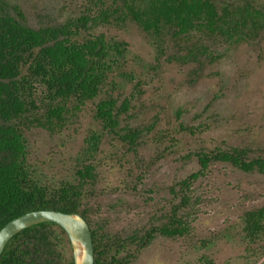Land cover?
Returning <instances> with one entry per match:
<instances>
[{
    "label": "trees",
    "instance_id": "16d2710c",
    "mask_svg": "<svg viewBox=\"0 0 264 264\" xmlns=\"http://www.w3.org/2000/svg\"><path fill=\"white\" fill-rule=\"evenodd\" d=\"M9 1L0 0V229L32 210L77 212L91 231L94 264H131L156 237L190 232L194 184L215 165L264 175V155L225 139L209 146L202 143L205 124L186 123L179 110L175 124L165 128H157V114L146 121L141 96L147 81L129 70V43L91 31L133 22L155 50L149 70L157 74L165 61L189 65L193 74L202 76L203 68L242 46L264 54V0H80L74 15L63 22L37 27L30 26L20 6ZM85 116L92 126L71 172L54 182L37 178L30 162L29 134L75 133ZM103 144L124 156H136L153 144L156 158L186 148L180 158L192 159L196 168L168 186L170 198L147 223L114 231L94 218L89 203L95 197ZM139 158L140 170H131V175L128 171V190L136 191L143 183L146 170ZM240 220L245 242L264 250V202L245 209ZM0 264L74 261L65 230L54 222H40L7 241ZM204 264L215 263L209 259Z\"/></svg>",
    "mask_w": 264,
    "mask_h": 264
},
{
    "label": "rangeland",
    "instance_id": "374dc122",
    "mask_svg": "<svg viewBox=\"0 0 264 264\" xmlns=\"http://www.w3.org/2000/svg\"><path fill=\"white\" fill-rule=\"evenodd\" d=\"M14 3L20 6L28 24L37 27L63 22L74 15L80 0L9 1ZM91 31L129 43V70L147 81L141 96L146 121L157 114V128H165L175 124L174 113L179 110L186 123L205 124L202 143L209 146L225 139L230 144L251 147L253 154L264 155V54L258 49L242 46L219 63L203 68L202 76L193 74L189 65L181 67L165 61L155 74L149 70L155 50L133 22L122 28L105 26ZM124 90H130L127 83ZM91 126L90 118L85 116L75 133L51 136L34 130L29 134L35 176L47 182L66 177ZM155 149L150 144L136 156H124L107 144L101 146L95 197L89 201L100 224L116 231L147 223L170 198L168 186L196 168L192 159L180 158L186 148L157 158ZM136 157L143 161L146 173L143 183L133 191L126 189V183L131 178L128 171L131 175V170L136 173L142 167ZM192 198L195 205L190 232L183 237H156L131 264H204L209 259L215 264H264V250L245 242L240 220L245 209L264 202V175L215 165L210 174L194 184Z\"/></svg>",
    "mask_w": 264,
    "mask_h": 264
},
{
    "label": "water",
    "instance_id": "95a60500",
    "mask_svg": "<svg viewBox=\"0 0 264 264\" xmlns=\"http://www.w3.org/2000/svg\"><path fill=\"white\" fill-rule=\"evenodd\" d=\"M40 222H54L65 230L71 244L74 264H94L92 235L85 218L77 212L56 209L28 211L5 223L0 229V254L14 234Z\"/></svg>",
    "mask_w": 264,
    "mask_h": 264
}]
</instances>
